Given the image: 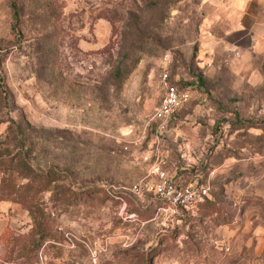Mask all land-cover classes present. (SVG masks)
Segmentation results:
<instances>
[{
  "label": "rangeland",
  "instance_id": "1",
  "mask_svg": "<svg viewBox=\"0 0 264 264\" xmlns=\"http://www.w3.org/2000/svg\"><path fill=\"white\" fill-rule=\"evenodd\" d=\"M0 264H264V0H0Z\"/></svg>",
  "mask_w": 264,
  "mask_h": 264
},
{
  "label": "built area",
  "instance_id": "2",
  "mask_svg": "<svg viewBox=\"0 0 264 264\" xmlns=\"http://www.w3.org/2000/svg\"><path fill=\"white\" fill-rule=\"evenodd\" d=\"M169 53L164 51L159 59V85L161 88V94L157 104L154 106L151 112V118L162 121L160 126H163V121L168 117L180 104L184 103L190 97L189 89L186 86H182L174 82L169 77ZM165 183L164 179L158 182L157 186L161 188ZM202 192H205V187H200ZM187 193H192L191 190L185 188Z\"/></svg>",
  "mask_w": 264,
  "mask_h": 264
},
{
  "label": "trees",
  "instance_id": "3",
  "mask_svg": "<svg viewBox=\"0 0 264 264\" xmlns=\"http://www.w3.org/2000/svg\"><path fill=\"white\" fill-rule=\"evenodd\" d=\"M176 83H177V84H180L179 82H176ZM182 85H184V84H182ZM185 85H186V84H185ZM185 85H184V86H185ZM187 86H188V85H187Z\"/></svg>",
  "mask_w": 264,
  "mask_h": 264
}]
</instances>
